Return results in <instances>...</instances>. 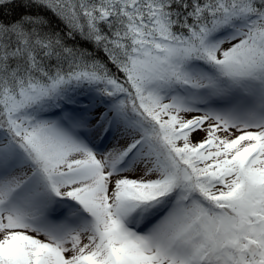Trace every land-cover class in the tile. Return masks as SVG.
Returning a JSON list of instances; mask_svg holds the SVG:
<instances>
[{"label": "snow or ice", "instance_id": "obj_1", "mask_svg": "<svg viewBox=\"0 0 264 264\" xmlns=\"http://www.w3.org/2000/svg\"><path fill=\"white\" fill-rule=\"evenodd\" d=\"M0 264H264V0H0Z\"/></svg>", "mask_w": 264, "mask_h": 264}, {"label": "rangeland", "instance_id": "obj_2", "mask_svg": "<svg viewBox=\"0 0 264 264\" xmlns=\"http://www.w3.org/2000/svg\"><path fill=\"white\" fill-rule=\"evenodd\" d=\"M200 135H202V134H199V133H198L197 136H196V138L198 139V138L200 137Z\"/></svg>", "mask_w": 264, "mask_h": 264}]
</instances>
